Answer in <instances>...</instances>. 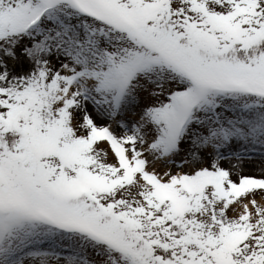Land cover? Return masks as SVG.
I'll return each instance as SVG.
<instances>
[{
	"label": "snow or ice",
	"instance_id": "1",
	"mask_svg": "<svg viewBox=\"0 0 264 264\" xmlns=\"http://www.w3.org/2000/svg\"><path fill=\"white\" fill-rule=\"evenodd\" d=\"M0 264H264V0H0Z\"/></svg>",
	"mask_w": 264,
	"mask_h": 264
},
{
	"label": "rangeland",
	"instance_id": "2",
	"mask_svg": "<svg viewBox=\"0 0 264 264\" xmlns=\"http://www.w3.org/2000/svg\"><path fill=\"white\" fill-rule=\"evenodd\" d=\"M244 174H245V175H254L255 173H254V172L252 171V169H251V170H247ZM233 178L236 179L235 176H234Z\"/></svg>",
	"mask_w": 264,
	"mask_h": 264
},
{
	"label": "bare ground",
	"instance_id": "3",
	"mask_svg": "<svg viewBox=\"0 0 264 264\" xmlns=\"http://www.w3.org/2000/svg\"><path fill=\"white\" fill-rule=\"evenodd\" d=\"M248 170H251V166H248Z\"/></svg>",
	"mask_w": 264,
	"mask_h": 264
}]
</instances>
